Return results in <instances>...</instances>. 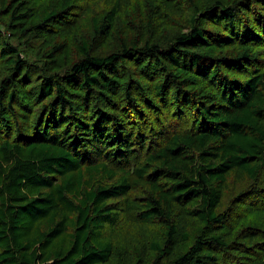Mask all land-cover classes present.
<instances>
[{"label":"trees","instance_id":"1","mask_svg":"<svg viewBox=\"0 0 264 264\" xmlns=\"http://www.w3.org/2000/svg\"><path fill=\"white\" fill-rule=\"evenodd\" d=\"M133 1L0 0V264H264V0Z\"/></svg>","mask_w":264,"mask_h":264},{"label":"rangeland","instance_id":"2","mask_svg":"<svg viewBox=\"0 0 264 264\" xmlns=\"http://www.w3.org/2000/svg\"><path fill=\"white\" fill-rule=\"evenodd\" d=\"M186 1V0H185ZM195 2H197L198 6H203L204 3L207 2H211L212 0H194ZM149 7V3L145 2L144 0H134L132 6L127 10V12H125L122 16L120 15L116 21V26H115V30L113 33V36H111L110 38L106 37L103 39V52L106 51V48H109V46H111L113 44V46L115 47H119L120 43H118V38L119 35L121 33L118 32L119 27L122 26L121 22L123 20H127L128 18H133L136 15H141L144 16L146 9H148ZM190 14H192V10L191 7L188 6L186 9V13L183 15L182 19H180L178 22H184V20L187 18V16H189ZM84 26H83V32L81 33V35L79 37H81V39L83 38H87V35H90L91 33V25L89 22V18H87L84 21ZM177 23H170L167 27L162 28L161 30L157 31L155 33L156 38L158 37L160 42H162L164 39L171 37L173 34H175L176 32H179V30L183 29V26H181L180 24ZM164 38V39H163ZM66 46V50H65V57H71L75 54V47L72 46V44H70V42H66L65 43ZM234 194L230 193L228 195V201H230L232 199V196ZM255 222L254 219L251 216H248L245 222H242V224L247 225L250 223Z\"/></svg>","mask_w":264,"mask_h":264}]
</instances>
